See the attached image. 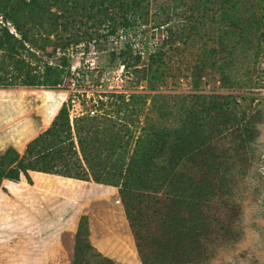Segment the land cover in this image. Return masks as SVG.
<instances>
[{
	"label": "trees",
	"instance_id": "trees-1",
	"mask_svg": "<svg viewBox=\"0 0 264 264\" xmlns=\"http://www.w3.org/2000/svg\"><path fill=\"white\" fill-rule=\"evenodd\" d=\"M148 4L149 0H0V90L68 88L73 75L65 51L80 41L107 39L119 29L127 32L136 19L147 16ZM185 13L188 38L194 35L196 44L193 58L179 74L191 78L195 88L207 69L219 76L226 90L264 87V0H197ZM83 18L93 23L90 32L75 28ZM94 23L109 27L107 34L101 35ZM207 23V35L197 37L196 25ZM164 25L163 21L160 26ZM58 49L64 54L55 63L39 55L54 58ZM247 49L252 61L245 72L249 84H243L234 76V59L237 51ZM162 50L161 45L150 56L155 73L167 67ZM130 56L126 44L118 53L126 70L140 60L137 56L130 64ZM169 102L157 108V121L146 118L139 134H129L126 140L118 135L121 129L108 134L109 126L118 127L109 114L73 120L66 104L54 106L50 125L26 144L23 154L8 147L0 156V190L3 183L17 185L22 179L31 185L30 172L115 187L141 264H199L202 240H211L221 224L217 196L224 191L220 169L226 146L243 153L259 133L262 114L254 106L255 98L243 95L194 93L174 95ZM70 234V264H115L91 245L86 214H80Z\"/></svg>",
	"mask_w": 264,
	"mask_h": 264
},
{
	"label": "rangeland",
	"instance_id": "rangeland-1",
	"mask_svg": "<svg viewBox=\"0 0 264 264\" xmlns=\"http://www.w3.org/2000/svg\"><path fill=\"white\" fill-rule=\"evenodd\" d=\"M196 2L149 0L147 16L136 19L127 32L119 29L116 35L107 39L100 37L70 46L65 54L72 70L76 71L68 88L56 91L26 87L0 90V156L11 147L9 142L23 154L26 144L50 125L48 123L54 117L50 107L54 102L57 108L66 104L73 120L109 114L118 120V127L109 126L108 134L116 135L117 129H121L118 135L126 140L129 134L134 137L139 134L146 118L157 121V108L167 103L171 105L169 100L174 95H243L255 98L254 106L262 114L257 129L259 133L264 132V87L226 90L220 87L219 76L207 69L202 82L195 88L191 78L181 71L178 73L188 65L195 51L194 35L190 40L188 38L191 30L185 12ZM81 21L75 28L90 32L93 23L84 18ZM163 21L166 25L160 26ZM208 24L196 25L200 35L197 37L207 35ZM94 26L98 27V24L94 23ZM98 30L104 35L109 27L104 25ZM126 44L131 47L127 62L133 64L134 58L140 57L137 66L127 70L123 59L118 57ZM161 45L162 59L167 67L155 73L156 65L150 64V56ZM63 54L64 51L58 49L54 58L39 55L44 61L55 63ZM251 61L250 49L236 52L234 76L243 84L248 82L245 72ZM118 96H123L124 100ZM109 103L114 105L109 106ZM91 110L95 111L94 115L89 114ZM39 116H45L46 123L36 132L34 124L39 121ZM40 176H44L45 183L41 182V185L46 187L40 193L22 185L26 183L25 179L17 185L3 183L0 190V264H70L74 243L70 233L75 231L82 213L88 217L90 243L98 253L111 258L115 264H141L117 188L56 175Z\"/></svg>",
	"mask_w": 264,
	"mask_h": 264
},
{
	"label": "clouds",
	"instance_id": "clouds-1",
	"mask_svg": "<svg viewBox=\"0 0 264 264\" xmlns=\"http://www.w3.org/2000/svg\"><path fill=\"white\" fill-rule=\"evenodd\" d=\"M220 169V226L202 240L199 264H264V132L238 154L230 147Z\"/></svg>",
	"mask_w": 264,
	"mask_h": 264
},
{
	"label": "crops",
	"instance_id": "crops-1",
	"mask_svg": "<svg viewBox=\"0 0 264 264\" xmlns=\"http://www.w3.org/2000/svg\"><path fill=\"white\" fill-rule=\"evenodd\" d=\"M56 105V102H54V104H52L51 105V107H50V109L52 110V108L54 107ZM40 107V106H39ZM45 116H39V121L36 123L37 124V126H36V124H34V128H35V131L36 132H39L40 130H41V126L42 125H44L46 122H45V118H44ZM46 119H48V118H46ZM53 119V118H52ZM52 119H51V121H52ZM51 121L48 123V124H50L51 123ZM39 133H41V131L39 132ZM38 133V134H39ZM37 134V135H38ZM37 135H35L34 136V138L37 136ZM10 140H8V142H9ZM31 141V140H30ZM10 143V146L11 147H14L15 148V146H14V144H11V142H9ZM32 175H36V176H32ZM40 175H41V173H40ZM38 173H36V172H30V178H31V181H32V184L31 185H29V184H27V183H23L22 185H26V187H27V189L28 190H30V191H35V192H42L43 190H44V188H46L44 185H41V182L42 183H45V179L43 178L44 176H40ZM53 177H55V176H53ZM57 177V176H56ZM60 177V176H59ZM40 181V182H39ZM78 181H80V180H78ZM80 182H83V183H88V182H85V181H80ZM39 195V194H38ZM65 231H68V229H66Z\"/></svg>",
	"mask_w": 264,
	"mask_h": 264
},
{
	"label": "built area",
	"instance_id": "built-area-1",
	"mask_svg": "<svg viewBox=\"0 0 264 264\" xmlns=\"http://www.w3.org/2000/svg\"><path fill=\"white\" fill-rule=\"evenodd\" d=\"M75 71H76V70H72V68H71V74H72V75L75 74ZM73 85H74V84H73ZM89 114H90V115H94V114H95V111H94V110H91V111H89ZM71 117H72V115H71Z\"/></svg>",
	"mask_w": 264,
	"mask_h": 264
}]
</instances>
